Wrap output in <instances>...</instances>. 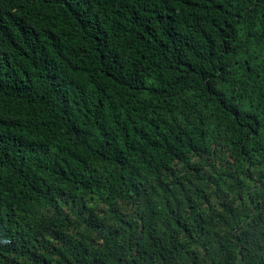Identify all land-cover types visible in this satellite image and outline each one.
<instances>
[{
    "label": "trees",
    "instance_id": "1",
    "mask_svg": "<svg viewBox=\"0 0 264 264\" xmlns=\"http://www.w3.org/2000/svg\"><path fill=\"white\" fill-rule=\"evenodd\" d=\"M0 264H264V0H0Z\"/></svg>",
    "mask_w": 264,
    "mask_h": 264
}]
</instances>
